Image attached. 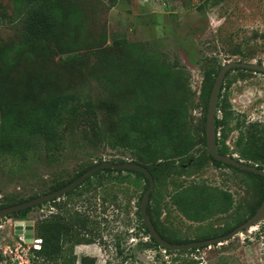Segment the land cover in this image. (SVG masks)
Masks as SVG:
<instances>
[{"label": "rangeland", "instance_id": "374dc122", "mask_svg": "<svg viewBox=\"0 0 264 264\" xmlns=\"http://www.w3.org/2000/svg\"><path fill=\"white\" fill-rule=\"evenodd\" d=\"M80 6L83 7V31L76 38L79 47L57 49L45 70L53 71L62 82L73 85L83 98L90 96L97 103L103 99L111 101L110 67L124 56L129 44L144 45L147 52L157 54L162 61L184 72L183 80L193 96L187 119L199 140L192 150L197 156L207 149L202 141L206 113L200 100L204 71L209 67L221 68L232 61L264 63V0H219L216 4L206 0H81ZM14 10L13 0H0V45L11 49L9 61L2 62L0 67L12 80L24 67L27 54L20 20L10 21ZM4 14L9 16L4 19ZM224 85L223 98L236 114L229 125V155L239 156L235 153L239 133L249 122L264 120V74L234 70L226 75ZM2 114L0 109V123ZM115 114L116 109L110 107L104 108L99 116L110 122ZM119 159L141 161L125 148L92 146L79 132L69 133L57 163L44 156L17 169L10 159L0 157V205L42 195L51 185L74 177L89 165L103 161L115 163ZM182 160L177 159L175 164L178 170L184 168L186 174L163 178L155 182L152 190L162 209L165 233L172 241H202L224 235L259 207L263 188L260 179L212 162L198 169L180 167L184 164ZM122 174L128 179L119 183L107 172H101L56 203L33 207L28 220L36 225L37 220L57 211L77 210L88 214L94 228L91 234L96 239L91 244L74 246L78 264H82L83 258L94 264H264V219L254 225L251 237L238 234L220 244L179 252H167L156 246L146 234L139 215L146 180L136 173L124 171ZM196 183L230 192L233 202L230 211L210 214L206 197L203 212L207 213L195 212L201 218L181 214L169 195L181 197L187 190L175 192L178 187ZM216 203L223 208L226 201L221 196ZM182 206L190 209L187 202ZM15 219L8 216L0 220L2 246L18 239L14 235ZM0 264H8L1 254Z\"/></svg>", "mask_w": 264, "mask_h": 264}, {"label": "trees", "instance_id": "16d2710c", "mask_svg": "<svg viewBox=\"0 0 264 264\" xmlns=\"http://www.w3.org/2000/svg\"><path fill=\"white\" fill-rule=\"evenodd\" d=\"M218 1L206 0L207 3L213 4ZM80 2L79 0H13L15 10L10 21L20 20L27 54L24 67L17 71L15 80L3 73L0 67V109L3 112L0 123V157L10 159L17 169L27 167L31 162L40 161L44 156L50 157L57 163L61 159L69 133L79 132L82 138L92 146L105 145L112 149L129 150L132 155L141 160L134 162L146 166L151 171L156 184L173 174H186L184 168L178 170L175 164L177 159H183L186 165L182 164L180 167L188 166L198 169L212 162L217 166H228L245 172L255 180L260 179L263 182L260 206L264 200L263 175L231 164H223L210 154L208 148L199 156L192 153L199 140L188 125V110L193 104V96L188 92L187 84L183 80L182 69H175L166 61H162L157 54L147 52L145 46L140 43L129 44L124 56L119 57V62L113 63L109 69L108 80L112 100L103 99L100 103L90 96L83 98L73 85L66 81L62 82L53 71L45 70L50 56L56 54L57 49L64 51L79 47L80 43H77L76 38H78V32L83 31V7L80 6ZM3 16L5 19L9 15ZM10 55L11 49L1 44L0 64L7 63ZM175 65L178 66L177 62ZM219 69L209 67L203 73L200 100L206 116L212 87ZM234 70L247 69L236 67L229 72ZM224 88L223 84L222 89ZM110 107L116 109V114L111 116L110 122H107L99 115L104 108ZM219 110L222 116H219V112L216 115L217 133L220 132L217 144L222 154H229L226 140L234 112L229 102L224 100L222 91L219 96ZM206 116L202 125L204 133L202 141L207 147ZM237 146L236 150H239L243 158L258 163V167L264 169V124L255 122L246 126L239 135ZM123 162L125 161L122 159L115 161V163ZM93 166L95 165H89L74 177L51 185L46 193L64 187ZM124 171L143 177L146 180L143 192L147 190L149 186L147 176L140 171L130 169L104 168L83 183L101 172H107L111 179L124 183L128 179L122 174ZM182 189L187 190L183 196H174V198L172 194L169 196L180 213L189 218H194L192 215L196 211L197 213L200 211L201 214L207 213L203 212L205 209L203 202L207 201L206 197L207 204L210 203L209 207L206 205L210 214L218 211L227 213L231 209L232 196L226 190H217L204 183H196L190 187H178L175 192ZM38 196L40 195L34 194L29 198L7 201L0 205V209ZM221 196L226 201L223 208L216 203ZM57 200L51 202L56 203ZM184 202L189 204L190 209L182 206ZM32 208L20 210L9 216L27 220ZM257 209L258 207L249 217L223 234L231 232L246 222ZM147 210L160 235L165 240L176 243L165 233L161 220L162 209L153 191L150 194ZM199 214H195L197 218H201ZM139 215L143 219L140 210ZM142 226L155 245L159 246L144 220ZM91 227L89 215L77 210L70 213L52 212L51 215L37 220L36 235L42 239V244L40 250H34L35 264L50 262L77 264L74 246L91 244L95 241L96 236L91 234L94 228ZM214 237H207L204 240ZM68 244H70L69 248H67ZM1 256L3 257L2 254ZM82 264H94V262L83 258Z\"/></svg>", "mask_w": 264, "mask_h": 264}, {"label": "water", "instance_id": "95a60500", "mask_svg": "<svg viewBox=\"0 0 264 264\" xmlns=\"http://www.w3.org/2000/svg\"><path fill=\"white\" fill-rule=\"evenodd\" d=\"M236 67L264 72V63H258V62L232 61L228 64L221 66L216 76L214 85L212 87V91L208 103L207 116H206V129H205L207 148L210 154L215 159L221 161L223 164H231L243 170L251 171L256 174H261L264 176V169H260L256 165L242 162L229 154H222L218 148L216 115L218 113L219 96L222 91V86L224 84V80L227 72ZM104 168L137 170L144 173L147 176V178L149 179V186L147 190L144 192L141 199V203H140L141 215L143 217L145 224L149 228L152 237L156 240L158 245L162 248L169 249L171 251H179V250L193 249V248H204L215 244L223 243L229 239H232L233 237H235L240 233H246L248 231L247 229H249L258 222L262 221V219H264V200H263V202L258 207V209L256 210L255 214L252 217H250L246 222L242 223L241 225H239L238 227H236L234 230H232L227 234L202 241L171 243L165 240L157 231V229L155 228L152 222L151 216L147 210L148 204L150 202V194L155 185L154 177L151 171L146 166L131 161H125L123 163H112L109 161H103L99 164H96L92 168L88 169L81 176L74 179L73 181H71L70 183H68L67 185H65L60 189L54 190L50 193L42 194L38 197L32 198L25 202L0 209V219L7 217L20 210H24L26 208H32L37 205L43 204L45 202H51L52 200L59 199L60 197L67 194L72 189L82 184L87 178H89L90 176L94 175L96 172ZM14 232L17 236L21 238H25L27 242L31 243L34 241V236H35V222L33 220H28V219L17 220L15 221L14 224ZM250 235L251 233L246 234L244 236L249 237Z\"/></svg>", "mask_w": 264, "mask_h": 264}, {"label": "built area", "instance_id": "2783aa9c", "mask_svg": "<svg viewBox=\"0 0 264 264\" xmlns=\"http://www.w3.org/2000/svg\"><path fill=\"white\" fill-rule=\"evenodd\" d=\"M14 235H16L15 232ZM17 238L18 239L13 240L12 243L6 242L4 246H2L3 241H0V253L3 255L4 260L8 264H35L36 255L34 250L41 249L42 239L37 237L36 233L34 236V241L31 243L27 242L25 238H21L19 236H17Z\"/></svg>", "mask_w": 264, "mask_h": 264}, {"label": "flooded vegetation", "instance_id": "af4514ba", "mask_svg": "<svg viewBox=\"0 0 264 264\" xmlns=\"http://www.w3.org/2000/svg\"><path fill=\"white\" fill-rule=\"evenodd\" d=\"M232 70V69H231ZM244 71H252L253 73H262V74H264V72H261V71H255V70H250V69H247V70H244ZM229 72V71H228ZM227 72V73H228ZM227 75V74H226ZM232 110V109H231ZM219 112V116H222V112H221V110H219L218 111ZM234 112V111H233ZM234 114H235V112H234ZM236 115V114H235ZM255 122H259V123H261V124H264V120L262 121V120H254V121H252V122H249V124H252V123H255ZM248 124V125H249ZM247 125V126H248ZM218 135L217 136H220V132H218L217 133ZM239 135H240V133H239ZM218 138V137H217ZM238 139H239V136L237 137V139H236V148L238 147L237 146V141H238ZM226 143H227V140H226ZM235 153H239L240 155L239 156H234L236 159H238V160H240V161H242V162H245V163H248V164H252V165H256V166H258L259 164L258 163H254V161H252V160H248V159H246V158H243L242 156H241V153L239 152V150H236L235 151ZM246 160H248V161H246ZM254 163V164H253ZM8 217V216H7ZM6 218V217H5ZM3 219V218H2ZM17 220H19V219H15V220H13V228H14V223H15V221H17ZM249 237H251V235L249 236Z\"/></svg>", "mask_w": 264, "mask_h": 264}, {"label": "bare ground", "instance_id": "6f19581e", "mask_svg": "<svg viewBox=\"0 0 264 264\" xmlns=\"http://www.w3.org/2000/svg\"><path fill=\"white\" fill-rule=\"evenodd\" d=\"M254 229H255L254 226H252V227H250L249 229H247L248 231L246 230L247 232L245 231L246 233H240V235H241V234H242V235L250 234V233H252V231H253Z\"/></svg>", "mask_w": 264, "mask_h": 264}]
</instances>
